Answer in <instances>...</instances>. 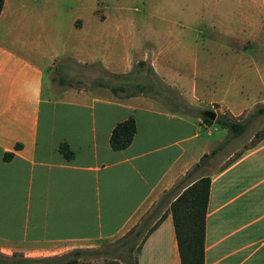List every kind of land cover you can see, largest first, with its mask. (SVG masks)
Here are the masks:
<instances>
[{"label": "crops", "instance_id": "crops-1", "mask_svg": "<svg viewBox=\"0 0 264 264\" xmlns=\"http://www.w3.org/2000/svg\"><path fill=\"white\" fill-rule=\"evenodd\" d=\"M127 1L3 0L0 264L65 263L133 227L136 264H180L169 204L202 177L203 264H264V136L234 154L201 119L264 102V0H177L202 11L163 16L130 14ZM216 11L238 27L217 29ZM194 16L209 28L180 24ZM67 63L121 82L65 86L51 73ZM127 118L135 133L114 150L110 131Z\"/></svg>", "mask_w": 264, "mask_h": 264}, {"label": "rangeland", "instance_id": "rangeland-1", "mask_svg": "<svg viewBox=\"0 0 264 264\" xmlns=\"http://www.w3.org/2000/svg\"><path fill=\"white\" fill-rule=\"evenodd\" d=\"M143 0H128L124 3V6L126 7L127 11L130 14H141V13H151L155 16H163L166 14H169L168 12H183L190 13V12H201V2L198 3V7L195 8L191 6L190 3H187L186 5L182 4L181 2L174 0L168 5L166 3H162L161 0H149L148 4ZM70 3V2H68ZM72 4V11L69 10L68 14L73 12V6ZM69 4V6L71 5ZM212 10L211 6L207 7L206 10H203L204 13L210 12ZM103 8H98L95 10V14L100 17L103 12ZM219 12V15L222 16V18L218 21L217 29L220 27L225 26L226 28H233L238 27V24L234 23H228L226 22L227 19V13L224 11H216ZM199 16H194L192 19L186 21V17H184V20L180 21V24L190 26L196 30H207L209 27H207V19L198 18ZM226 23L223 25V23ZM216 27V26H215ZM244 37L242 36V39ZM251 45L250 47L247 46L244 49V54L254 56L255 50H256V44L253 42H248ZM247 60H249V57L245 56ZM69 66V67H68ZM55 80L62 83L65 86H77L82 87L84 89H91L92 87L98 86L96 83L97 81H105L104 83H107V86H116L121 81L118 78H114L111 76H108L104 73H102L97 66H84V65H78L73 66L71 63H67V68L65 70L61 69H53L51 73ZM130 77H128V80ZM136 79V78H135ZM131 90V89H130ZM132 92H135L136 90H131ZM258 105H264V102L258 103L253 105L250 109H248L246 112L242 113L239 116H232L228 112L219 111L216 112L218 115H225L226 117L231 116L235 119L242 121L246 123L245 130L239 134L238 136H230L225 129L216 127L211 128L212 131V137L221 136L222 133L226 134L227 137V147L229 149L235 150L234 154L237 153L240 150H243L253 143H255L257 140L260 139L262 133L264 132V113L263 114H255V107ZM232 147V148H231ZM228 150V149H227ZM177 192V191H176ZM120 240V241H119ZM119 240H115L114 242L107 243L104 245H101L95 250L86 251L85 253L81 254L79 257V264H126L125 257L127 255L132 256L135 247L137 246V241L139 240V237L134 239L133 242H130L129 245L132 246L133 252L129 253V250L127 249V246L123 245L121 243V238ZM95 251V252H94Z\"/></svg>", "mask_w": 264, "mask_h": 264}, {"label": "trees", "instance_id": "trees-1", "mask_svg": "<svg viewBox=\"0 0 264 264\" xmlns=\"http://www.w3.org/2000/svg\"><path fill=\"white\" fill-rule=\"evenodd\" d=\"M3 0H0V11ZM137 64H142L140 61ZM255 114L264 113V105L255 107ZM213 112V111H211ZM214 113V112H213ZM203 122L207 124L214 123L216 126L223 128L230 136H238L245 128L246 123L235 119L234 117L216 114L213 119L201 115ZM135 133V122L133 118H127L116 123L109 134V146L114 150L125 148L132 140ZM264 136V132L261 137ZM17 147V145H15ZM59 151L68 157L70 152L67 145L61 143L58 147ZM214 152L211 151L210 154ZM210 154L201 156L199 162H204ZM11 154H5L4 159ZM209 188V179L202 177L190 186L186 187L178 196L169 204V211L172 217L173 230L177 244V251L180 264H203L204 260V219L205 206L207 202ZM136 227L131 228L125 235L121 237V243L127 246L129 253L133 251L129 243L133 240ZM119 239H117L118 241ZM120 241V240H119ZM139 246H137L138 249ZM83 250L71 252L73 256L65 263H76V258L85 253ZM95 252V251H94ZM126 264H136L134 257L127 255L125 257Z\"/></svg>", "mask_w": 264, "mask_h": 264}, {"label": "water", "instance_id": "water-1", "mask_svg": "<svg viewBox=\"0 0 264 264\" xmlns=\"http://www.w3.org/2000/svg\"><path fill=\"white\" fill-rule=\"evenodd\" d=\"M203 115L206 116V117H209V118L213 119L214 116H215V113H213V112H211V111H205V112L203 113Z\"/></svg>", "mask_w": 264, "mask_h": 264}]
</instances>
